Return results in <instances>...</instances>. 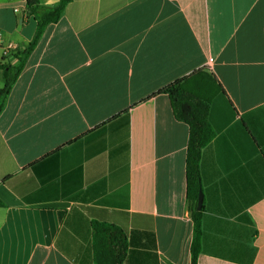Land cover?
<instances>
[{
	"label": "crops",
	"instance_id": "0c3cea01",
	"mask_svg": "<svg viewBox=\"0 0 264 264\" xmlns=\"http://www.w3.org/2000/svg\"><path fill=\"white\" fill-rule=\"evenodd\" d=\"M36 27L0 0V64ZM199 70L223 91L198 264H264V0H71L0 113V264H95V221L125 231V264H191L189 126L161 90Z\"/></svg>",
	"mask_w": 264,
	"mask_h": 264
},
{
	"label": "trees",
	"instance_id": "16d2710c",
	"mask_svg": "<svg viewBox=\"0 0 264 264\" xmlns=\"http://www.w3.org/2000/svg\"><path fill=\"white\" fill-rule=\"evenodd\" d=\"M71 0H60L53 7L40 11L39 0H26V13L34 16L37 27L32 41L13 54L16 63L3 62L4 85L0 89V113L8 95L23 71L26 62L38 45L46 27L62 17L66 5ZM223 91L216 79L203 70L196 71L166 86L161 92L170 99L176 120L189 126V141L186 156L187 199L193 221L191 264H198L202 248L203 208L198 210V198L202 191L200 162L202 150L212 142L216 132L210 123V110L214 98ZM4 203L0 199V207ZM129 242L121 228L106 222H93L92 248L95 264H125Z\"/></svg>",
	"mask_w": 264,
	"mask_h": 264
},
{
	"label": "built area",
	"instance_id": "2783aa9c",
	"mask_svg": "<svg viewBox=\"0 0 264 264\" xmlns=\"http://www.w3.org/2000/svg\"><path fill=\"white\" fill-rule=\"evenodd\" d=\"M24 17H26V14H24ZM2 44V30L0 29V45ZM19 48V46L18 45H13V44H10V45H8V46H6L5 48H4V56L5 57H9V56H12V57H14L13 55V53L17 50Z\"/></svg>",
	"mask_w": 264,
	"mask_h": 264
},
{
	"label": "water",
	"instance_id": "95a60500",
	"mask_svg": "<svg viewBox=\"0 0 264 264\" xmlns=\"http://www.w3.org/2000/svg\"><path fill=\"white\" fill-rule=\"evenodd\" d=\"M203 202H204V194L201 191L198 198V210H201L203 208Z\"/></svg>",
	"mask_w": 264,
	"mask_h": 264
},
{
	"label": "rangeland",
	"instance_id": "374dc122",
	"mask_svg": "<svg viewBox=\"0 0 264 264\" xmlns=\"http://www.w3.org/2000/svg\"><path fill=\"white\" fill-rule=\"evenodd\" d=\"M3 87V83L0 81V89Z\"/></svg>",
	"mask_w": 264,
	"mask_h": 264
}]
</instances>
